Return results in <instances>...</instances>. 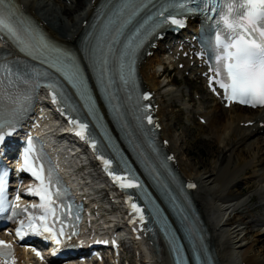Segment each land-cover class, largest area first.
<instances>
[{
	"label": "snow or ice",
	"instance_id": "1",
	"mask_svg": "<svg viewBox=\"0 0 264 264\" xmlns=\"http://www.w3.org/2000/svg\"><path fill=\"white\" fill-rule=\"evenodd\" d=\"M185 8L187 11L196 12L200 9H188L186 4H168L165 5L158 15L164 17V21H170L178 27H183L185 21L176 18L175 15L165 16L169 8ZM144 5L138 0H124L119 5L114 14L117 21H121L119 28L131 23L139 15ZM203 14L211 15L215 19L217 29L214 33L212 46L216 50L217 71L221 79L219 86L224 89L227 98L232 101H238L252 106H264V0H206L203 6ZM218 16V18H216ZM159 25H156L158 27ZM155 28H153V31ZM0 32H5L19 46L20 50L31 56L33 59H40L42 63L49 64L57 72L62 73L74 87L85 94V85L80 70L75 63V58L62 50L55 48L45 37L39 34L31 25L25 24L18 19L17 9L12 0H0ZM139 34V33H138ZM151 34V33H149ZM136 48L139 45H135ZM129 49L134 48L132 42L129 43ZM111 50L109 49V52ZM51 53H56V59L50 58ZM107 61L102 60V64ZM121 70L124 68L122 62ZM3 71L6 77H11V83H15L17 73L10 66H4ZM213 83H217L213 79ZM52 96L56 99L57 93L53 85ZM28 98L23 95L13 96L9 93L8 105L0 107V130L11 128L13 121L23 111L24 102ZM148 123H152L151 115H147ZM74 126L79 127L77 135L86 138L87 124L80 123L79 120L71 121ZM158 127V125H157ZM4 135L0 134V143H3ZM96 145L93 143V147ZM34 149L29 142L28 149L25 152L24 168L39 181V187L32 189L31 194L38 197L41 203L38 206L39 215L28 208L23 209L28 214V221L20 222V228L17 235L21 238L26 231H35L40 235L48 233L47 239L54 240L57 245L61 243L59 234L63 233V227L54 230L51 223L60 217L57 214V208L63 212L65 205L58 203L62 195L59 180L55 169L45 170L43 163L36 161L40 157H33ZM103 159V157H101ZM106 165H110V160H104ZM122 188H137L139 185L132 180L125 183L124 177L109 172ZM7 173H5V176ZM194 188V184L188 185ZM4 181L0 179V211L5 210V201L3 199ZM19 195L16 197L18 201ZM131 200V198H129ZM15 202L9 204L13 207L12 215L17 213L14 208ZM135 212L140 213V219L143 220V210L138 206L132 205ZM71 205H67L70 209ZM32 209H37L33 205ZM61 225L63 220L60 221ZM39 256L40 253L37 252ZM12 246L5 241H0V261H6V264H15Z\"/></svg>",
	"mask_w": 264,
	"mask_h": 264
},
{
	"label": "bare ground",
	"instance_id": "2",
	"mask_svg": "<svg viewBox=\"0 0 264 264\" xmlns=\"http://www.w3.org/2000/svg\"><path fill=\"white\" fill-rule=\"evenodd\" d=\"M22 4L44 24L60 41L76 42L80 36L78 20L85 11V3L79 0L74 6L59 3L60 11L50 9L48 0H22ZM75 14H78L75 16ZM83 14V13H82ZM63 16V17H61ZM152 68L159 60L151 61ZM150 70V71H151ZM146 71V79L153 89L160 91L156 75ZM160 94V93H159ZM162 102L161 117L164 124V136L172 140V149L179 155L182 172L187 178H194L199 184L195 200L211 231V242L216 248L221 264H264V229L253 230L254 227L264 228V215H252L251 203L258 198V208L264 211V140L254 133V128H241V123H247L261 117L259 112H251L236 107L230 111L216 107L219 115L209 117L199 115L214 125L215 132L211 135L219 144L217 160L204 172L200 167H194L184 160L190 152V143L181 144L187 138V132L179 138L172 135L175 123L167 122V107L163 94L159 95ZM215 110V112H216ZM201 113L203 110H200ZM191 122V120L189 119ZM188 132H190L188 130ZM181 156V157H180ZM252 174V178L249 177ZM256 179V182H251ZM251 190L244 194V187ZM254 234L252 238L248 236ZM162 262V263H161ZM159 264H170L161 256Z\"/></svg>",
	"mask_w": 264,
	"mask_h": 264
},
{
	"label": "rangeland",
	"instance_id": "3",
	"mask_svg": "<svg viewBox=\"0 0 264 264\" xmlns=\"http://www.w3.org/2000/svg\"><path fill=\"white\" fill-rule=\"evenodd\" d=\"M48 1L50 4V7H49L50 9L53 8V9H55V11H60L61 6L57 1H55V3H57L58 5H55V3H53L52 0H48ZM82 13H83V11L81 12V15H82ZM76 15H78V14H75V16ZM61 17H63V16H61ZM160 83L162 85V81H160ZM163 93L165 95L166 92L163 91ZM165 99H166L167 112H168L166 120L168 122L175 123V125L171 131L173 136H175L176 138H179L183 133L185 134L187 132V134H188L187 138H185L181 144L186 145V143L189 142L191 154L189 156L187 154L183 155L184 160L186 162H189L190 164H192L194 166L192 168V171H195L196 167L201 168V171H198V173L209 170L210 165L213 162H215V160H217V157L219 155V153H218L219 152V144H218L216 138H213L211 136L212 137L211 143L207 142L205 140V136L206 135L208 136L210 134L209 131L205 128L203 129L197 123L192 128L185 127V120L184 119L186 118V116L183 114L181 108L176 106V102H173V104H172V102H170V100H169V97H166V95H165ZM215 113L216 114L214 117L219 115L217 110ZM188 121H189V119H188ZM188 130L190 132H188ZM249 177L252 178V174ZM251 182L252 183L256 182V179L253 178V180ZM247 187L248 186L244 187L241 190V192H244V194L250 193L251 190H248V192L244 191L245 189H247ZM255 199H257V200H255ZM255 199H254L255 201L253 203H251V205L253 206L251 208V211L253 209H256V210L261 209V208H258V205H257V203L259 202L258 198H255ZM254 207H256V208H254ZM252 215H255V214L252 213ZM257 227H259V226H257ZM255 228L256 227H254L253 230ZM253 236H254V234H251L248 237L252 238Z\"/></svg>",
	"mask_w": 264,
	"mask_h": 264
}]
</instances>
